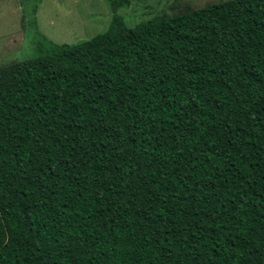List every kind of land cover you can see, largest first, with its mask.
<instances>
[{
  "label": "trees",
  "instance_id": "1",
  "mask_svg": "<svg viewBox=\"0 0 264 264\" xmlns=\"http://www.w3.org/2000/svg\"><path fill=\"white\" fill-rule=\"evenodd\" d=\"M104 1L0 66V264H264V0Z\"/></svg>",
  "mask_w": 264,
  "mask_h": 264
},
{
  "label": "rangeland",
  "instance_id": "2",
  "mask_svg": "<svg viewBox=\"0 0 264 264\" xmlns=\"http://www.w3.org/2000/svg\"><path fill=\"white\" fill-rule=\"evenodd\" d=\"M36 1L0 0V66L35 56L38 33L55 44H75L104 32L112 15L104 0H39L34 13ZM129 1L130 6L117 13L127 27L133 28L181 12L184 5L200 8L220 0ZM32 19L36 29L31 26Z\"/></svg>",
  "mask_w": 264,
  "mask_h": 264
}]
</instances>
